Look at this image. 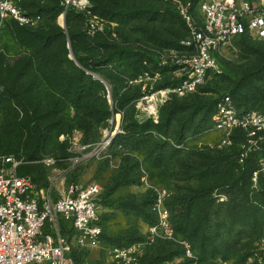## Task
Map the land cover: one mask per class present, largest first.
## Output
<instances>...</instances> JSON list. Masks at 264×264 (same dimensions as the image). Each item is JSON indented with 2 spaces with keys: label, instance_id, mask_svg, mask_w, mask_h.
<instances>
[{
  "label": "trees",
  "instance_id": "16d2710c",
  "mask_svg": "<svg viewBox=\"0 0 264 264\" xmlns=\"http://www.w3.org/2000/svg\"><path fill=\"white\" fill-rule=\"evenodd\" d=\"M94 1L95 6L92 9L88 8L90 15H87L72 6L65 9L62 1L16 0L18 7L26 15L38 17L40 24L32 28L28 25H19L14 20H6L9 21V33L19 51L16 50L17 52L11 57L7 50H0V153L16 154L12 151L21 150L27 160H36L43 143L54 129L59 132L65 131L64 133H68L73 128L88 132L92 123L102 122L110 115L108 103L101 95L96 94L98 91H104L105 83L100 79H94L91 73L99 74L103 80L110 83L97 69L102 68L100 66L110 65L111 58L102 56L98 60L82 61L76 56V47L83 38L81 34L72 30L75 23L71 19H80L85 30L86 21L92 16L91 10L95 13L96 7L99 6V2ZM189 2L196 4L198 0ZM101 8L105 10L102 6ZM61 12H65V28L55 22ZM95 15L101 20L105 17L100 12ZM182 24L184 26L183 21ZM84 30L82 34L87 35ZM184 30L187 35L185 26ZM104 33V30L93 33L97 39L92 47L99 49L111 47L116 54L119 53L118 58H121L122 51L130 53V58L137 57L126 62L128 71H133L132 66L145 57L156 66V55L148 54L133 46L121 47L114 40H108L109 37ZM183 37L177 36L160 49L179 47V41ZM246 37L249 36L240 34L234 38ZM69 49L75 60L69 58ZM36 67L46 69L51 80L59 84L60 90L56 95L41 91ZM161 70L168 71L167 68ZM223 74L225 75L226 72L224 71ZM167 75L166 77L162 75L156 87H165L174 83L171 75ZM199 87H202L199 91L209 92L201 85L197 89ZM135 89V93L139 91L141 94L139 85ZM240 89L238 83L232 87L231 94L226 93L239 112L240 106L234 101L238 99ZM134 95L125 94L119 105L121 106ZM223 95L209 102L210 108L207 111L211 112V117L216 102ZM194 96L196 98L191 102L179 101L165 105L171 99L178 98L172 96L159 108L161 110L160 113L158 112L159 118L156 123L150 120L138 122L133 119V113L130 111H127L123 118L119 145L127 152L141 151L146 157H151L155 165L164 162L169 177L182 183L180 189L165 200V207L170 215L168 221L177 241L158 239L152 254L145 257L141 264H190V260L183 257V245L180 242L189 244L199 264H214L216 259L232 257H235L236 262H242L243 256L236 257L238 251L223 253L225 244L220 245L222 233L233 235L241 228H249L258 230L259 235L264 225V175L259 173L255 182L252 181V175L258 169L255 166V150L246 154L241 163H238V157L242 152L236 149V146L247 142L242 130H233L229 135L230 143L218 150L202 148L189 151L183 156L179 154L180 150L177 146L183 139L184 127H190L189 122L204 106L205 97ZM69 108L74 110L72 117L63 114L65 110L69 112ZM4 110L2 114L1 111ZM112 110L114 112L117 110L115 105L112 106ZM178 113L182 115L181 118ZM175 120L179 122L182 120L180 127L176 129L173 123ZM167 139L175 146L169 144ZM261 144L264 147V141ZM129 159L128 154L121 159L124 172L111 184L109 196L121 187L137 183L136 178L129 175L131 170L128 166ZM21 167L22 164L18 169L19 174L29 176L37 188L50 187L38 185L35 182L36 178L23 173ZM23 169L32 171L29 168ZM219 195L225 199L215 204ZM114 201L124 214L140 218L146 226L158 221L159 216L152 209L154 200L148 190L141 195L126 194ZM175 207H178L179 211L176 212ZM100 226L103 233L101 220ZM145 235L128 228L106 237L105 240L108 244L113 243L122 247L144 242ZM81 252L82 250L74 253L75 264H79ZM175 258L181 259L173 262Z\"/></svg>",
  "mask_w": 264,
  "mask_h": 264
},
{
  "label": "rangeland",
  "instance_id": "374dc122",
  "mask_svg": "<svg viewBox=\"0 0 264 264\" xmlns=\"http://www.w3.org/2000/svg\"><path fill=\"white\" fill-rule=\"evenodd\" d=\"M57 1L65 3L64 0ZM96 1L99 2V6L96 7L94 12L96 14L100 12L105 17H102L101 20L91 10L92 17L95 16L98 19V26L100 30L105 31L104 34L109 37L108 40H114L121 47L133 46L146 51L148 54L158 56L161 52L160 48L166 45L168 41L174 40L177 36L186 38L182 19L175 4L172 2L166 0ZM189 1L179 0L197 18L196 4ZM88 3L91 9L95 6L94 0H88ZM168 10L171 12H167ZM156 11L158 12L157 14L155 13ZM62 14L63 12L55 19L56 24L60 27L62 20L60 22L59 17ZM27 16L35 19L32 15ZM63 20L65 24V12ZM71 20L75 23L72 26V30L81 34L83 38L82 42L77 43L76 56L78 58H81L84 62L87 59L88 61L98 60L102 56L111 58L110 65L100 66L102 68L99 67L100 69H97L107 77L110 83L103 80L99 74L91 73L94 79L101 78L107 86L104 84V91H98L96 94L97 96L101 95L106 100L109 105L110 115L102 122L92 123L88 132L73 128L68 133H64L65 131L59 132L54 129L43 143L36 160H27L26 155L21 150L12 152L16 153L13 155L21 160V171L23 173H28L32 178H36L35 182L40 186L47 185L52 187L56 194L64 192L73 183L83 184L93 181L101 187L98 212L103 226V233L98 244L82 250L79 264H118L111 257L108 250L115 246H121L106 243V237L128 228H133L144 235L146 234L147 226L140 218L126 215L119 210L114 199L126 194L141 195L148 190L154 200L152 209L157 212L158 216L165 209L167 219H169L170 215L165 207V200L169 195H174L182 185L181 182L169 177L164 162L155 165L151 157H146L141 151L132 150L127 152L118 143L119 135L122 134L123 118L127 111L133 113V119L138 122L150 120L156 123L159 118L155 122L153 117L139 110L138 101L141 94L139 91L135 93V88H137L138 84L131 83V81L142 71L151 73L159 70L165 77L168 76L167 74L170 75V72L162 71L146 57L141 58L138 63L132 66L133 71H128L126 62L135 60L137 57L130 58V53L122 51L121 58H118L117 54L119 53L116 54V51L112 50L111 47L102 49L92 47V44L97 39L95 35L87 32V35H83L84 24H82V21L80 19ZM39 24L40 19L38 18L28 27L35 28ZM84 31H86V28ZM2 49L7 50L8 55L11 57L13 53L19 51L16 49L9 33V21H4L0 24V50ZM217 60L218 70L213 72L205 83L201 85L209 92L203 93L199 91L202 87H199L196 91L181 98H173L165 104L169 105L171 102L179 101L191 102L196 98L194 95L205 97L203 109L194 115L189 122L190 127L185 126L183 129V139L177 146L180 150L179 154L182 156L193 150L202 148L218 150L225 146L221 144L223 134L211 130L212 117L211 112H208L207 109L210 108L209 102L215 97H220L226 93L231 94L234 85L239 83L241 86L238 99L234 101L240 106V112L254 111L261 113L264 111V41L251 39L250 37L234 38L229 45L220 50ZM224 71L226 72L225 75L223 74ZM36 73L39 75L41 91L49 95H56L57 91L60 90L59 84L51 80L52 78L49 77L47 70L42 67H36ZM131 93L135 95L120 106L119 102L122 97ZM113 105L117 109L115 112L112 110ZM1 112L4 114L5 110ZM63 114L67 116L69 114L72 117L74 110L69 108V112L65 110ZM178 116L181 118L182 115L178 113ZM200 120L202 121L200 122ZM173 123L176 129L180 127L182 120L180 122L175 120ZM112 131L115 132L111 143L100 152H91L92 148L104 140L105 133L108 134ZM258 136H260V139L255 136L250 137V142L236 146V149L242 152L238 157L239 164L246 154H250L255 150V166L258 169L252 175L253 182H255L257 174L261 173L264 175V147L261 144L264 141V130ZM167 142L175 146L168 139ZM80 146H86L87 148L80 150ZM127 154L130 155L128 160V166L131 167L129 175L135 177L137 183L121 187L113 195L109 196L108 191L111 184L124 172V165L121 159ZM76 158L79 160L75 161ZM23 168H29L32 171ZM216 199L215 204L225 198L219 195ZM174 210L177 212L179 208L175 207ZM157 241V238L150 241L145 235L144 242L122 246L123 248H128L134 258L129 264H141L145 257L152 254L154 244ZM223 243L225 244L223 247L225 250L224 254L238 251L236 257L241 255L244 258L242 262L240 261L241 263L236 262L235 257L216 259L214 264H263L264 262V225L261 227L259 235L258 230L249 228H241L233 235L222 233L220 245ZM232 250L235 251L231 252ZM177 260L180 261V258H175L173 262Z\"/></svg>",
  "mask_w": 264,
  "mask_h": 264
},
{
  "label": "built area",
  "instance_id": "2783aa9c",
  "mask_svg": "<svg viewBox=\"0 0 264 264\" xmlns=\"http://www.w3.org/2000/svg\"><path fill=\"white\" fill-rule=\"evenodd\" d=\"M166 1L175 4L187 30L179 47L163 48L155 56L156 66L167 68L174 83L156 87L162 79L159 70L143 71L131 81L141 89L139 110L153 117L155 122L159 108L172 96L180 98L194 92L218 70L217 55L234 37L246 34L264 41V0H198L197 18L179 0ZM64 2L65 9L72 6L90 15L88 0ZM35 19L22 11L16 0H0V24L14 20L19 25H32ZM85 28L88 34L100 30L98 19L89 16ZM235 129L245 133L247 142L254 136L260 139L264 113L239 112L225 94L216 102L211 130L222 133L221 144L228 145L229 135ZM114 132L105 133L104 140L91 152L107 147ZM86 148L80 146L79 149ZM20 164L17 156L0 153V264H75V252L99 242L101 187L93 181L73 183L56 194L52 187L37 188L29 176L19 174ZM159 215L155 224L147 226V238L177 241L166 210ZM180 243L183 257L188 258L190 264H199L189 244ZM108 252L118 264H129L134 259L128 248L112 247Z\"/></svg>",
  "mask_w": 264,
  "mask_h": 264
},
{
  "label": "water",
  "instance_id": "95a60500",
  "mask_svg": "<svg viewBox=\"0 0 264 264\" xmlns=\"http://www.w3.org/2000/svg\"><path fill=\"white\" fill-rule=\"evenodd\" d=\"M63 17H64V12H63V14L61 15V20H62L61 27H62V28H65V24H64ZM67 47L69 48V46H67ZM69 58L72 59V60H75L73 54H72L71 51H70V49H69ZM97 78H99V77H97ZM99 79H100L101 82H103V80H102L101 78H99ZM105 86H106V84H105ZM106 87H107V86H106Z\"/></svg>",
  "mask_w": 264,
  "mask_h": 264
},
{
  "label": "bare ground",
  "instance_id": "6f19581e",
  "mask_svg": "<svg viewBox=\"0 0 264 264\" xmlns=\"http://www.w3.org/2000/svg\"><path fill=\"white\" fill-rule=\"evenodd\" d=\"M59 19H60V22H61V16L59 17Z\"/></svg>",
  "mask_w": 264,
  "mask_h": 264
}]
</instances>
